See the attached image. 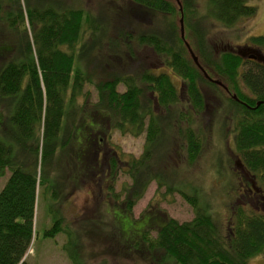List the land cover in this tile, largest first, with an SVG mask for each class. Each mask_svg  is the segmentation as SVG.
I'll return each mask as SVG.
<instances>
[{"label":"trees","instance_id":"trees-1","mask_svg":"<svg viewBox=\"0 0 264 264\" xmlns=\"http://www.w3.org/2000/svg\"><path fill=\"white\" fill-rule=\"evenodd\" d=\"M73 1L0 0V28L12 35L0 38V57L4 53L8 56L0 64V177L9 174L0 190V264H28L25 255L35 237L38 187H48L51 169L55 173L70 167L63 159L55 160L56 151L64 146L76 149L70 160L80 162L78 155L84 149L78 145L83 133L77 137L71 130V135L70 127L64 132L68 136L62 140L59 136L63 134L67 90L74 98L87 83L79 61L76 64L77 59L82 62V56L76 54L82 25H89L92 41L105 37L100 39L107 40L109 48L114 44L109 39L124 35L112 36L100 22L92 25L89 15ZM128 1L154 14L152 24H145L137 36L129 31L128 40L151 49L159 66L138 65L134 67L137 70L109 74L97 84V101L89 105L111 128L134 136L145 134V149L138 158L119 163L113 157L109 164L113 183L117 169L130 180L122 185L124 198L118 203L131 210L155 182L157 190L176 192L192 207L194 216L189 221L165 218L159 226L143 231L141 239L157 263L252 264L249 259L264 250V213L237 208L226 226L218 224L197 189L187 192L175 184L179 170L174 162L178 151L189 162L201 150L208 123L199 115L209 107L201 86L208 85L233 110L238 161L264 187V63L247 60L232 49L213 56L206 48L207 29L213 21L229 29L253 16L256 7L245 0H178L179 4L176 0ZM191 39L195 43L192 51L204 72L188 54L185 41L192 49ZM249 41V46L264 51V35L251 36ZM130 56L131 64L137 63ZM165 68L183 80L184 98ZM119 85L124 86L123 91L118 90ZM81 109L79 117L87 114L86 105ZM28 156H32L30 172L23 169ZM113 196L118 198L119 194L113 192ZM52 215L45 236L65 233L63 249L72 264H86L77 258V246L72 242V231L65 228V218L58 212ZM152 229L154 237L148 234ZM122 232L125 240L128 236Z\"/></svg>","mask_w":264,"mask_h":264},{"label":"rangeland","instance_id":"rangeland-1","mask_svg":"<svg viewBox=\"0 0 264 264\" xmlns=\"http://www.w3.org/2000/svg\"><path fill=\"white\" fill-rule=\"evenodd\" d=\"M245 1L256 7L253 16L243 18L229 29L216 21L208 27L206 48L211 55L215 56L222 50H231L238 46L243 50L244 46L251 45V36L264 35V0ZM73 5L82 8L89 15L92 25L100 22L110 30L112 36H117L118 33L124 35L116 40L109 39L114 42L112 48H109L110 43L100 39L105 37L92 41L89 25H82L76 49V54L82 56V62L76 57V64L78 65L79 61L86 73L87 83L80 95L74 98L71 97L70 90H67L62 121L63 134L59 137L62 140L68 136L64 132L70 127V134L71 130L77 137L83 133V141L79 138L81 143L78 148L84 150L81 156L78 155L80 162H74L75 167L72 166L74 163L70 157L76 149L64 146L62 150L60 147L56 151L55 160L63 159L70 167L55 173L54 169H51L47 173L51 181L48 187H38L34 217L35 237L25 258L28 264H72L63 249L67 243V235L60 232L54 237H48L44 234L51 226L52 214L58 212L65 218L67 226L64 227L72 231V242L77 246V258L80 257L86 264H172L153 261L141 236L145 229L149 231L148 227L159 226L165 218H174L179 222L191 220L194 216L192 207L178 193L165 194L164 188L157 190V184L152 182L132 209L125 210L118 201L124 198V194L120 193L122 185L129 184L130 180L121 169H117L113 183L111 169L109 171V166L102 158L98 164L100 159L97 153L104 148L107 154L111 155L109 158L106 154L109 164L113 157L119 163L138 158L145 149V134L134 136L127 131L123 133L111 128L103 117H96L91 109L92 104L97 101L96 86L101 79L137 70L134 67L138 65L159 66L158 59L151 49L136 44L133 39L128 40L129 31L133 36H137L145 24H152L154 14L128 0H74ZM0 38L9 39L12 35L0 28ZM190 42L192 49L189 48L192 55H195V43L193 39ZM82 46H86L84 50H81ZM250 48L264 55L263 50L255 46ZM188 54L192 58L189 51ZM130 55H133L137 63L131 64ZM3 56L0 57V64L8 58L6 53ZM165 69L171 74V80L181 90L183 97V80L169 68ZM201 89L209 103L207 111L199 115L208 123L205 125L201 150L194 159H189V162L185 154L177 152L174 163L178 164L179 175L174 182L187 192H193V187L197 189L202 203L208 205L213 219L226 226L227 220L237 208L264 213V187L255 182L238 161L233 138L232 108L208 85H202ZM118 90L123 91L124 86L119 85ZM85 105L87 114L79 117L85 107L81 108ZM4 110L6 111V108ZM77 113L78 118L75 119ZM2 115L0 110V117ZM80 118L84 119L80 121ZM74 145L77 146L76 143ZM31 158L32 156H28L26 159L23 167L25 171H31ZM118 167L121 168L120 165ZM37 173L39 175V169ZM8 175L7 172L5 176L0 177V190ZM72 178L78 180L74 187L70 183ZM111 185L113 191L110 190ZM113 192L118 193L119 197L115 198ZM123 230L128 236L125 240L121 238ZM148 234L154 237V229ZM249 260L252 264H264V250Z\"/></svg>","mask_w":264,"mask_h":264},{"label":"water","instance_id":"water-1","mask_svg":"<svg viewBox=\"0 0 264 264\" xmlns=\"http://www.w3.org/2000/svg\"><path fill=\"white\" fill-rule=\"evenodd\" d=\"M176 1L179 4V1L178 0H176ZM179 22H180V34H181V38L184 39V25H183V18H182V16L180 17ZM185 45L187 46L190 54L192 55L191 50L189 48V45H188V43L186 41H185ZM238 53L242 57H247L248 59L257 60L259 62H263L264 63V55H262L259 52L253 51L250 47H248L247 49L244 48L243 51H242V49H238ZM192 58H193V61L195 62V64L200 68V70L202 72H204L203 68L200 66V64H199V62L197 60V57L195 55H192ZM205 76L207 78H209L207 74H205ZM218 84L221 85V82H218Z\"/></svg>","mask_w":264,"mask_h":264},{"label":"flooded vegetation","instance_id":"flooded-vegetation-1","mask_svg":"<svg viewBox=\"0 0 264 264\" xmlns=\"http://www.w3.org/2000/svg\"><path fill=\"white\" fill-rule=\"evenodd\" d=\"M248 47H250L249 45L248 46H244V48H248ZM242 48H243V46H242ZM238 49H241V46H238V47H236V48H232V50H235V51H237L238 52ZM243 51V50H242ZM239 54V53H238ZM242 57V56H241ZM243 58H247V57H243ZM247 60H251V59H248L247 58ZM251 61H256V60H251ZM263 63V62H262ZM228 92V95L229 96H232V97H234V95H232V93L230 92V91H227ZM235 98V97H234ZM107 151L106 150H104V148L102 149V151L100 152V153H97V155H98V157H99V161H98V164H100V162H101V158H102V160L104 161V162H106L107 164V166H109V158H111V155L110 154H107L108 156H109V158L107 159ZM114 155H115V152L113 153ZM78 182V180H75L74 178H72L71 179V181H70V183L72 184V186L74 187L75 185H76V183ZM83 182H84V180H83ZM77 187V186H76ZM94 190V189H93Z\"/></svg>","mask_w":264,"mask_h":264}]
</instances>
